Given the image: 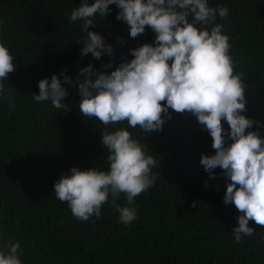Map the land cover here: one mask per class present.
I'll list each match as a JSON object with an SVG mask.
<instances>
[{
	"label": "trees",
	"instance_id": "1",
	"mask_svg": "<svg viewBox=\"0 0 264 264\" xmlns=\"http://www.w3.org/2000/svg\"><path fill=\"white\" fill-rule=\"evenodd\" d=\"M73 1L55 0L54 6L51 0L48 7L57 13ZM209 3L229 9L226 17H217L215 22L223 24V32L228 33L234 71L242 75L245 87L243 114L253 120L246 131L253 130L259 122L264 124V55L260 53L264 51V0ZM109 7L111 12L105 17L97 15L96 24L89 26L112 46L111 55L102 54L97 59L91 53L82 56L80 51H73L62 37L50 36L51 15L34 10V0H0V17L4 20L0 40L15 63L4 80L6 95L13 102L0 101V246L9 239L19 240L24 264H214L218 254L231 250L240 253L244 264H264L263 240L252 237L262 235L264 225L257 224L261 226L258 231L253 227L254 233L244 236L242 242L233 239L231 232L238 215L232 203L223 202L226 178L219 167L210 177L200 164L201 154L211 155L215 149L208 131L189 112L169 109L170 116L162 113L165 121L161 130L137 135L164 140L168 150L161 154L163 161H157L156 169L168 171L171 164L175 165L177 186L187 188L196 202L194 208L187 203L183 214L188 218L186 211H192L194 219L191 217L190 223L196 226H189L192 236L200 238L203 234L209 239L205 243L212 246L208 256L204 249L186 245L182 239L166 238V243V215H150L147 198L136 205L137 219L129 225L117 222L118 214L111 203L102 205L100 217L81 221L71 214L67 202L55 198L54 182L62 173L73 166L98 168L106 153L98 140L99 131L106 126L94 117H84L78 109L77 72L89 63L95 70L110 72L122 60L131 59L129 49L154 41L155 33L147 25L143 33L131 37L128 25L116 19V6ZM69 35L72 38V32ZM250 55L252 64L247 60ZM109 62L110 66L104 67ZM251 70L254 72L249 75ZM62 71L71 83L63 80ZM54 73L72 96L62 101L63 108L50 110L45 116L44 105L35 102L32 94L38 90L40 79H50ZM120 126L126 127L127 122L116 125ZM223 126L229 127L225 121ZM107 127L111 130L113 126ZM129 130L132 134L141 132L138 126ZM92 139L91 148L98 150L85 154ZM229 143L230 137L226 139ZM153 144L145 146L150 150Z\"/></svg>",
	"mask_w": 264,
	"mask_h": 264
},
{
	"label": "clouds",
	"instance_id": "2",
	"mask_svg": "<svg viewBox=\"0 0 264 264\" xmlns=\"http://www.w3.org/2000/svg\"><path fill=\"white\" fill-rule=\"evenodd\" d=\"M49 1L34 0V10L51 15L49 35L62 37L66 46L82 56L91 53L98 59L102 54H112V46L105 44L104 37L89 29L96 24L97 15L105 17L112 11L110 5L118 9L116 19L128 25L131 37L143 33L146 25L155 33L153 42L129 49L131 59L122 60L112 71L95 70L89 63L77 72L78 109L84 117H94L106 126L98 134L99 145L106 153L98 168L73 166L62 173L54 182L55 198L67 202L71 214L81 221L100 217L102 205L111 203L118 214L117 222L124 225L137 219L136 205L147 198L150 215H166V243V238L182 239L186 245L204 249L208 256L212 246L205 243L209 239L203 234L200 238L192 236L189 226L196 227L190 223L192 211H186L188 218L183 214L187 203L194 208L196 202L187 188L177 186L175 165L171 164L168 171L156 169L157 161H163L161 154L168 150L164 140L137 135L161 130L165 115L170 116L172 109L194 115L212 138L215 152L201 154L199 162L210 177L216 175L213 169H222L226 178L223 202L232 203L238 215L231 232L235 242L251 236L257 224L264 225V124L259 122L246 131L253 120L243 114L244 82L242 75L234 71L228 33L223 32V24L215 22L217 17H226L229 9L221 4L210 5L209 0H74L69 8L54 13L48 7ZM52 3L55 6V0ZM260 53L264 55V51ZM247 60L252 64V55ZM109 66L110 62L104 65ZM14 68V57L0 40V101L13 102L6 95L4 80ZM249 72L252 75L254 71ZM60 76L71 83L63 71ZM70 96L54 73L50 79L38 81L32 99L44 105L47 116L50 110L63 108L62 101ZM124 121L126 127H116ZM110 124L111 130L107 127ZM137 126L141 132L132 134L129 129ZM229 137L231 143L226 144ZM93 139L85 154L98 150L91 148ZM142 142L154 144L149 150ZM252 237L264 243V233ZM22 253L20 241L9 239L0 246V264H24ZM218 255L213 259L217 262L212 263L244 264L239 252Z\"/></svg>",
	"mask_w": 264,
	"mask_h": 264
}]
</instances>
